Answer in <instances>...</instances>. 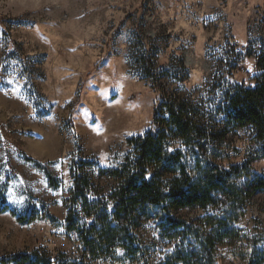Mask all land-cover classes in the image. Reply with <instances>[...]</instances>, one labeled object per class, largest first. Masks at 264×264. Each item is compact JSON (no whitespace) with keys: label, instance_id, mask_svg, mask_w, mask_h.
<instances>
[{"label":"rangeland","instance_id":"obj_1","mask_svg":"<svg viewBox=\"0 0 264 264\" xmlns=\"http://www.w3.org/2000/svg\"><path fill=\"white\" fill-rule=\"evenodd\" d=\"M238 47L264 49V0H0V264L34 250L80 261L78 238L65 229L72 165L91 164L87 176L106 193L98 171L122 163L165 95L188 103L196 122L222 128L226 91L253 87L259 74L257 57L237 56ZM228 129L220 164L248 168L240 188L264 178L252 128ZM215 203L175 214L203 237L232 231L212 264L264 253V193ZM164 229L158 218L141 228L148 264L198 250L192 236ZM91 264L143 262L116 250L115 260Z\"/></svg>","mask_w":264,"mask_h":264},{"label":"trees","instance_id":"obj_2","mask_svg":"<svg viewBox=\"0 0 264 264\" xmlns=\"http://www.w3.org/2000/svg\"><path fill=\"white\" fill-rule=\"evenodd\" d=\"M256 67L259 74L253 87L235 85L226 91L223 127L219 129L196 122L185 101L174 95L162 97L149 131L127 141L130 151L122 163L98 171L99 177L111 184L106 193L87 176L85 168L91 164L72 165L65 229L78 238L80 261L34 250L9 256L1 263L91 264L102 258L115 260L116 250H121L127 258L148 264L140 231L145 223L158 218L165 237L185 240L189 235L199 245L197 251H175L162 264H212L214 246L232 237V231L219 228L203 237L175 214L213 206L217 195L234 205L264 193V178L254 177L242 188L236 184L239 178L249 175L245 165L220 164L228 127L252 128L260 145L259 156L264 159V49L257 56ZM158 113L163 117L159 119ZM188 154L194 156L193 164L187 160ZM17 219L24 223L23 218ZM247 264H264V253L253 249Z\"/></svg>","mask_w":264,"mask_h":264},{"label":"built area","instance_id":"obj_3","mask_svg":"<svg viewBox=\"0 0 264 264\" xmlns=\"http://www.w3.org/2000/svg\"><path fill=\"white\" fill-rule=\"evenodd\" d=\"M262 47H253L249 49H245L244 47H238L235 49V54L237 56H243L248 54L249 56L252 57H257L260 54Z\"/></svg>","mask_w":264,"mask_h":264}]
</instances>
